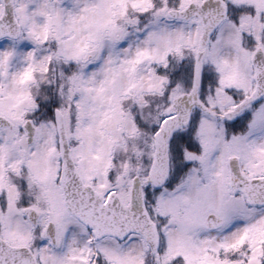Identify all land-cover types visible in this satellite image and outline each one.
Masks as SVG:
<instances>
[{"label":"snow or ice","instance_id":"obj_1","mask_svg":"<svg viewBox=\"0 0 264 264\" xmlns=\"http://www.w3.org/2000/svg\"><path fill=\"white\" fill-rule=\"evenodd\" d=\"M0 264H264V0H0Z\"/></svg>","mask_w":264,"mask_h":264}]
</instances>
